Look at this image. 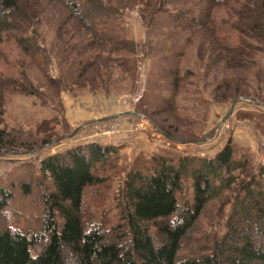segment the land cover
<instances>
[{
	"label": "trees",
	"instance_id": "1",
	"mask_svg": "<svg viewBox=\"0 0 264 264\" xmlns=\"http://www.w3.org/2000/svg\"><path fill=\"white\" fill-rule=\"evenodd\" d=\"M230 1L201 0L202 17L197 21V33L202 35L199 60L207 61L208 70L222 64L225 70L246 72L255 65V55L264 53V0H239L238 8L229 9V17L233 18L231 27L239 34L236 45L219 38L216 27L210 25L212 10L226 7ZM171 2L0 0V42L7 37L13 38L43 73L56 96L68 88L86 89L98 95L123 87L133 93L139 68L138 45L116 21L123 18L126 10L143 5L153 9L148 19L145 14L141 16L148 27L154 16ZM49 7L62 8L66 13L55 29L56 44L47 54L38 44L37 28ZM52 59L58 80L47 76L48 61ZM158 61L151 60L150 65ZM114 65L121 72L116 80L111 73ZM177 67L173 63L163 70L166 77L171 78L172 95L163 97L161 106L150 110L144 106L142 96L135 107L136 113L150 118L155 127L170 138H179L177 129L171 131L162 122L158 123L155 116L165 114L181 122L175 113L173 99L179 85ZM148 78V89L153 85L162 87L153 75ZM244 85L241 76L230 81L226 79L217 88L222 94L214 93V99L228 104L237 97L252 98ZM8 94L38 96L30 84L0 79V126ZM261 108L258 119L264 122V107ZM51 122L52 119L43 120L36 126L35 133L45 136L43 144L49 142L47 139L53 134ZM10 146L23 144L10 139L9 133L0 127V152ZM118 158L116 147L99 143L75 146L43 158L40 172L50 178L55 190L42 196L41 231L29 235L0 228V264H264V192L254 181L236 184L233 172L239 171L246 177L249 174L247 161L236 157L230 141L212 159H201L193 167L187 159H179L174 164L165 155L156 154L149 161L151 168L147 173L131 171L123 186L126 206L122 220L129 238L125 244L113 232L87 225L82 214L85 191L104 181L97 171ZM186 172L192 179L193 201L183 207L177 194L183 189ZM236 186L243 194L232 205L225 233L214 242L211 254L198 260L176 262L181 240L205 205ZM11 199L10 190L0 185V213L8 208ZM151 225L156 228L155 235L150 231Z\"/></svg>",
	"mask_w": 264,
	"mask_h": 264
},
{
	"label": "rangeland",
	"instance_id": "2",
	"mask_svg": "<svg viewBox=\"0 0 264 264\" xmlns=\"http://www.w3.org/2000/svg\"><path fill=\"white\" fill-rule=\"evenodd\" d=\"M171 1L164 6L162 12L154 16L148 27L143 24L141 16L145 14L148 19L153 9L144 8L143 5L126 10L123 18L116 21V24L123 25L126 35L138 45L139 68L133 93L123 87L109 94L101 92L98 95H92L86 89L68 88L56 96L43 73L36 68L31 58L23 53L13 38L7 37L0 42V79H14L23 84H30L38 93L36 97L21 94L5 96L0 127L9 133L10 139H15L16 143H22L23 146H10L0 152V185L9 189L12 194L8 208L0 213V228H10L29 235L39 233L43 215L42 196L55 190L50 178L40 172V161L76 145L85 146L80 144L73 134L76 130L83 133L84 128L95 125V122L71 128L68 120L72 117V111H68L66 107L64 109L65 101L69 102L74 96H79L80 100L86 96L94 97L95 112L104 114L106 108H109L111 115L116 112L136 113V104L144 96V106L153 110L161 106L163 97L172 95L171 78H167L163 70L173 63L178 65L179 71V85L173 99L175 113L181 122L165 114L155 116V119L158 123L162 122L166 128H171V131L177 129L179 138L174 139L196 143L171 141L161 131L156 132L150 118L142 114L145 118L136 117L131 120L135 123L126 122L127 126L132 124L136 129L134 136L143 129L142 125L150 130V142L155 150L147 155L142 152L135 158L122 157L118 152V159L110 161L106 167L97 171V175L104 181L98 186L88 188L84 193L82 214L85 223L107 233L113 232L116 238L121 239L122 244L129 242L125 222L122 220L126 206L123 197L126 176L131 171L147 173L151 168L149 161L156 154L165 155L174 164H177L179 159H187V163L193 167L201 159H212L227 141L234 146L236 157L247 161L248 177L239 171L232 173L237 177L236 184L241 181H254L260 184L264 192V122L258 119L261 112L259 109L264 107V53L258 52L255 55V65L246 72L225 70L222 64L208 70L207 61L199 60L198 55L202 41V35L197 33V21L202 17L201 0ZM239 3V0H231L226 7L216 8L211 12L210 25L216 27L219 38L233 45L239 42V34L231 27L233 18L229 17L228 11L238 8ZM65 13L62 8L49 7L37 28L38 44L47 54L56 44L55 29ZM156 59L159 60L158 63L150 65V61ZM111 73L115 80L121 77L116 65L111 68ZM149 75H153V79L162 87L153 85L148 89ZM47 76L53 80L59 78L53 59L48 61ZM240 76L253 97H237L229 113L232 102H218L214 99V93L222 94L221 90H217L222 81H230ZM85 105L84 101L81 106ZM128 117L118 115L113 121H126L130 119ZM51 119L53 134L47 139L50 141L43 144L45 136L35 133L36 126L43 120ZM89 130H84V134L87 135ZM182 185L183 189L177 194V200L184 207L191 205L193 201L189 172H186ZM242 194L236 186L230 191L222 192L218 198L205 205L197 221L181 240L175 255L176 262L198 260L211 254L214 242L225 233V224L232 205ZM149 228L155 235V226L151 225Z\"/></svg>",
	"mask_w": 264,
	"mask_h": 264
},
{
	"label": "crops",
	"instance_id": "3",
	"mask_svg": "<svg viewBox=\"0 0 264 264\" xmlns=\"http://www.w3.org/2000/svg\"><path fill=\"white\" fill-rule=\"evenodd\" d=\"M74 97L75 98L71 99L69 102L65 101V103H63L64 109L67 108L68 111H69V109L72 111V113H71L72 117L70 120H68V124L70 125L71 128L79 127L81 124L88 123V122L98 123V120L102 119L103 117H110L111 115L113 116L114 114H117V113L121 114V112H116V113H112L110 115L111 112H109V108H106V112L104 114H99V113L95 112V110H94V104H93L94 97L92 98V97L86 96L85 99H83V100H80L79 96L78 97L74 96ZM66 100H67V98H66ZM84 101L86 102L85 107L81 106V104ZM67 106H69V108ZM106 107H109V106L106 105ZM86 108H89L91 110L87 111ZM83 109H85V110H83ZM122 113H125V112H122ZM130 113L131 112H129L127 115L130 117V119H128L126 121H123V120L116 121L115 120V122H114L113 119H111V120H107L105 122V123H113V122L118 123L119 124L118 132L116 134L106 136L105 138H101L100 144L111 145V146L116 147L119 154L122 157L125 156V158H128V156H130V158H131V156H134V158H135L137 155L141 154L142 152L145 153V155L150 154V152H153V150H155L153 144L150 142V138L152 136V133L150 132V130L143 127V125H142L143 129L139 130L135 134V136L131 142H127L126 140H124L125 134L130 130V127L133 126L132 124L127 126L126 122L130 121L131 123H135L131 120L136 119V117L142 118L140 116H136V115H133ZM118 115H114V116H118ZM153 129L156 132H160L159 130L154 128V126H153ZM73 137H76L77 140L80 141V144H83V145L84 144L86 145L90 142L89 133L86 135L84 133L79 132V130H76L74 132Z\"/></svg>",
	"mask_w": 264,
	"mask_h": 264
},
{
	"label": "built area",
	"instance_id": "4",
	"mask_svg": "<svg viewBox=\"0 0 264 264\" xmlns=\"http://www.w3.org/2000/svg\"><path fill=\"white\" fill-rule=\"evenodd\" d=\"M93 126V127H92ZM118 123H104L99 124L95 123V125H90L88 128H84V130H89V143H100L101 138H105L106 136L116 134L118 132ZM91 127V128H90ZM83 130V133H84ZM136 129L134 126L130 127V130L125 134L124 140L127 142H131L134 137V131Z\"/></svg>",
	"mask_w": 264,
	"mask_h": 264
},
{
	"label": "water",
	"instance_id": "5",
	"mask_svg": "<svg viewBox=\"0 0 264 264\" xmlns=\"http://www.w3.org/2000/svg\"><path fill=\"white\" fill-rule=\"evenodd\" d=\"M237 101V99H235L232 104H231V107H230V110H229V113L232 111V108H233V105L235 104V102ZM130 114H133V115H136V116H140V117H143L145 118L144 116L142 115H139L137 113H134V112H131ZM119 115H128V113H121ZM117 116H112V117H105V118H102V119H99L98 122H104V121H107V120H111V119H114L116 118ZM165 135V134H164ZM166 136V135H165ZM167 137V136H166ZM168 139H170L171 141L173 142H177V143H196V141H184V140H180V139H174V138H170V137H167Z\"/></svg>",
	"mask_w": 264,
	"mask_h": 264
}]
</instances>
